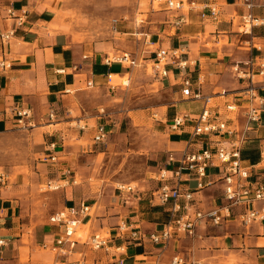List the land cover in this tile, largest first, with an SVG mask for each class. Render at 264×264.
Masks as SVG:
<instances>
[{
	"label": "crops",
	"instance_id": "crops-1",
	"mask_svg": "<svg viewBox=\"0 0 264 264\" xmlns=\"http://www.w3.org/2000/svg\"><path fill=\"white\" fill-rule=\"evenodd\" d=\"M218 1L222 4L218 20H203L197 12H190L187 21L179 25L174 23L182 13L161 6L163 19L156 26L157 31L149 34L152 35V44L146 42L149 50L142 52L146 51V58L152 60L158 47L178 51L167 66L168 76L158 81L171 99L170 105L161 110V125L168 135L164 151H175L178 156L186 149L198 151L206 145L202 138L191 141L195 119L204 108V99L193 97L197 91L210 97L215 113L227 103H236L240 112L232 114H239L233 121L241 128L245 126L243 106L249 79L239 78L233 66L245 67L250 61L264 58V0H254L253 15L257 23L247 32L239 31L241 15L247 12L241 2ZM56 2L59 1L0 0V34L15 29L14 36L6 43L0 36V58L8 64L0 67V135L22 130L34 135L32 153L42 169L38 179L58 183L56 189L63 195L64 207L83 201L91 206L80 223L88 226L89 235L106 232L110 235L107 247L93 249L79 241L73 252L59 258L75 264H121V261L122 264H169L179 254L187 261L201 264H264V221L247 226L241 221L242 213L248 208H264V199L232 205L231 217L222 224L201 221L196 236L178 235L165 245L154 244L147 237L151 232L161 231L167 220V206L153 200L162 184L157 177L152 181L145 177V182L131 192L117 188L107 193L95 192L89 186L91 169L97 167L99 155L109 148L106 150L100 146L102 142H94L97 125L105 124L109 137L118 124L112 125V119L98 112L99 102L88 97L95 98L100 91L105 96L111 94L108 86L111 78L118 82L138 66L110 59V45L112 49L115 47L112 41L79 38L77 29L57 13L60 9ZM9 9L14 16L9 15ZM231 15H235L234 22ZM18 16L23 20L20 25ZM236 26H240L238 30ZM179 62H186V67H178ZM188 77L192 81L191 96L182 92L184 79ZM255 79L258 86L264 84V75L256 74ZM20 106L30 110L29 125L22 126L18 121L14 108ZM51 111L55 112L53 119L49 118ZM176 116H186V125L171 130L169 125ZM81 121L84 125H80ZM51 155L56 156L55 161L50 159ZM242 157L244 165L252 169V179L264 182V112L261 121L253 123L248 131ZM165 163L166 160L157 165L158 171L167 167L172 176L175 165ZM206 171L201 188L193 176L184 175L180 182L183 189L193 190V211L228 204L223 195V166L211 165ZM0 174L5 176L4 183L0 182V240L3 241L0 264H24L22 258H28L30 264L40 248L48 249L54 243L61 228L50 219L33 224L26 218L28 196L23 194L20 184L10 182L9 173L1 170ZM170 183H174L173 179ZM181 202L185 199L181 198ZM123 223L129 228H139L146 237L136 242L119 236V225Z\"/></svg>",
	"mask_w": 264,
	"mask_h": 264
},
{
	"label": "built area",
	"instance_id": "built-area-1",
	"mask_svg": "<svg viewBox=\"0 0 264 264\" xmlns=\"http://www.w3.org/2000/svg\"><path fill=\"white\" fill-rule=\"evenodd\" d=\"M242 6L247 10L241 15L243 29L241 32L250 31L252 26L256 24L257 18L253 15L254 0H239ZM150 4L154 11L160 10L164 6L166 10L180 11L182 14L175 21V25H179L187 21L186 17L190 12H197L203 20H218L222 15V4L218 0H150ZM9 15L14 16L12 9L8 10ZM235 15L230 16V20L234 22ZM20 25L23 20L18 16ZM15 29H11L0 34L2 42L6 43L14 36ZM148 44L152 41L148 38ZM178 54L177 50L158 47L155 57L148 60L146 56H134L131 52H123L115 57L120 62H125L130 66H141L146 70L151 69V73L159 78L168 76V64L171 63ZM7 61L0 58V67H7ZM178 67L185 68L186 62H179ZM256 67L259 70L256 71ZM233 71L239 78L249 79V84L245 92V105L243 106V116L246 119L245 126L240 127L233 120L238 115L233 113L240 112V107L236 103H227L223 110L216 113L213 110V104L210 97L204 96L197 91L193 97L204 99V108L199 116L195 119V124L191 131V141L195 138H202L206 144L201 150L182 151L178 156L175 151H169L166 159V166L175 165L172 169V176L169 175L167 167L161 168L157 173V178L162 182L153 195V200L158 205L167 206V220L164 227L159 232H151L147 237L154 244L167 245L169 241L178 235H186L189 237L196 236V228L201 221L210 222L214 225H220L229 217H231V206L237 204H250L256 200L264 199V182H255L252 169L243 163L242 150L248 140V131L255 122H260L264 112V84L258 86L256 84L255 75H264V58L257 62L250 61L245 67L235 64ZM92 82L89 81L88 85ZM183 94L191 96L192 81L190 78L184 79ZM14 112L18 117L20 125H29L27 118L30 116V110L23 107L14 108ZM222 115H225L223 117ZM55 112L49 113V118L53 119ZM186 116H176L169 125L171 130L182 129L186 125ZM232 120L233 122H230ZM108 129L105 124H98L96 132L93 136L94 142H105L108 138ZM55 148V144H51ZM50 150V149H49ZM52 161L56 160L55 155H51ZM211 165H219L224 168V190L223 195L228 204L212 208L208 210L193 211V190L183 189L180 182L183 176L195 177L198 181V188L203 186V177L206 176V170ZM173 179L174 183L171 184ZM5 176L0 174V182L4 183ZM125 186H119V190H123ZM128 190H133L134 186H128ZM124 191V190H123ZM181 198L185 202H181ZM91 206L83 201L79 205L65 206L50 216V221L57 224L61 228V233L56 237L54 243L49 245L51 251L55 254L53 264H75L73 261H65L60 256L69 254L74 251L77 242L82 241L93 249L107 247L110 235L96 233L87 236L85 240H81V236L77 235L78 228L82 219L88 215ZM241 221L244 225H250L253 222L264 221V208L255 209L248 208L241 215ZM119 236H125L127 240L136 242L142 241L146 234L141 232L139 228H129L126 224H120ZM3 241L0 240V245ZM123 262L121 261V264ZM169 264H201L199 261H187L182 255H175Z\"/></svg>",
	"mask_w": 264,
	"mask_h": 264
},
{
	"label": "rangeland",
	"instance_id": "rangeland-1",
	"mask_svg": "<svg viewBox=\"0 0 264 264\" xmlns=\"http://www.w3.org/2000/svg\"><path fill=\"white\" fill-rule=\"evenodd\" d=\"M58 1L56 4L60 10L57 13L77 29L79 38L115 43L114 49L110 45V59L121 55L123 50L132 51L134 56H147L146 51L142 53L150 48L146 47V40H152L149 34L157 31L156 26L163 19L164 12L154 11L149 0ZM159 80L161 78L153 75L150 68L146 70L138 66L118 82L111 78L108 85L111 94L105 96L100 91L95 98L88 97L92 102H99L98 112L112 119V125L118 124L106 142L100 144L104 149L109 148L99 155L97 167L91 169L93 175L89 186L95 192L107 193L115 188L120 191L118 187L123 185L125 192H131L127 189L129 185L134 186V191L145 182V177L150 181L157 177V165H162L168 156L164 151L168 135L161 125V110L171 103L168 91L162 89ZM73 115H77L76 110ZM80 125L84 122L81 121ZM34 137L25 130L0 135V167L10 174L11 183L21 185L23 194L28 196L26 218L37 224L49 220L64 205L63 195L56 189L58 183L38 179L42 169L37 166L32 153ZM76 179L80 181V177ZM102 234L109 235L108 232ZM77 235L85 240L89 236L88 226L80 225ZM54 259L53 251L40 248L30 264H52ZM22 262L28 264V258H22Z\"/></svg>",
	"mask_w": 264,
	"mask_h": 264
},
{
	"label": "bare ground",
	"instance_id": "bare-ground-1",
	"mask_svg": "<svg viewBox=\"0 0 264 264\" xmlns=\"http://www.w3.org/2000/svg\"><path fill=\"white\" fill-rule=\"evenodd\" d=\"M243 29V27H241V30ZM123 186H125V185H123Z\"/></svg>",
	"mask_w": 264,
	"mask_h": 264
}]
</instances>
